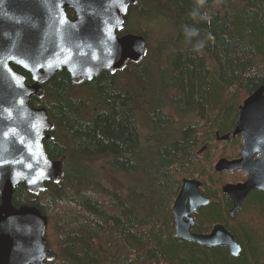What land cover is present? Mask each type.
I'll return each instance as SVG.
<instances>
[{"label":"trees","instance_id":"16d2710c","mask_svg":"<svg viewBox=\"0 0 264 264\" xmlns=\"http://www.w3.org/2000/svg\"><path fill=\"white\" fill-rule=\"evenodd\" d=\"M129 13L169 20L174 34L163 42L173 52L164 57L163 50L153 69L146 54L92 80L75 83L62 69L44 82L31 104L48 109L47 151L63 159L65 174L39 194L19 184L14 205L35 204L47 216V264H264L260 223L241 219L251 206L264 212V192H252L235 216L227 214L226 193L199 209L198 228L232 218L237 256L171 233L183 175L206 170L212 145L236 143L224 135L232 134L242 101L264 85V0H136ZM126 20L120 35L147 37ZM87 161L97 163L98 175ZM201 181L211 198L213 186Z\"/></svg>","mask_w":264,"mask_h":264},{"label":"water","instance_id":"95a60500","mask_svg":"<svg viewBox=\"0 0 264 264\" xmlns=\"http://www.w3.org/2000/svg\"><path fill=\"white\" fill-rule=\"evenodd\" d=\"M135 1L0 0V264H47L53 258L45 237L47 216L35 204L13 203L19 184L39 194L65 174L63 159L47 151L53 127L48 109L32 105V97L42 96L43 83L62 69L80 83L123 69L128 60H141L147 50L144 34L118 33ZM14 65L29 72L32 82ZM239 111L232 135L242 133V155L220 157L215 165L218 171L243 169L249 175L222 186L234 203L232 213L252 189L264 188V156L253 157L264 142V85L244 99ZM201 185L198 178H183L172 207L175 237L228 246L232 255H239L242 247L224 225H214L209 233L191 231V212L210 202Z\"/></svg>","mask_w":264,"mask_h":264},{"label":"rangeland","instance_id":"374dc122","mask_svg":"<svg viewBox=\"0 0 264 264\" xmlns=\"http://www.w3.org/2000/svg\"><path fill=\"white\" fill-rule=\"evenodd\" d=\"M126 26H127V29H129V30L143 29L146 31L147 37L146 36L145 37H146V41H147V48H146L147 50H146L145 55L147 54V56L150 59H152V61H151L152 66L150 65L152 69L155 68V67H153V66H155V63L156 64L158 63L156 58L158 55H161L163 53V50L167 49L163 53L164 57H168L173 52L171 47L167 46V43L163 42L164 39H167L169 36L174 34V31L172 30V25H171L170 21L167 20L166 18H164L163 16H161V15L157 16L156 15V16H152V17L151 16H149V17H146V16L138 17L136 14L128 12V18L126 20ZM117 70H121V69H117ZM152 73L154 74V72H152ZM86 92H88V91H86ZM185 120H186V118H185ZM178 121L180 122L179 119H178ZM67 143H69V142H67ZM228 145H230L231 151L227 150V142L226 143H220V144L218 143V145H216V146L212 145L211 150L209 151L210 152L209 153L210 160L205 161V164L207 166L206 170H204L203 172L195 171L193 173V175L186 174V175H183V177H182V180L184 177L198 178L199 174H200L201 175L200 177L202 180H204L205 182L208 181L213 186V188L208 190V186L205 185L206 189L213 196V197L211 196V198L209 197L210 202L213 200H218L221 197H223L222 193H224V192H222L221 189H222V186L224 184L221 185L220 180L225 181V183H226L227 181H235V180L241 179L243 177V174L241 172H239L238 170H235V171H232L231 173H229L226 169L220 173H217V170L214 167L216 165L218 158L221 155L224 156L221 153H224L226 157H227V152L228 153L230 152L231 155L235 154L234 143H228ZM208 163H210V164H208ZM97 166H98L97 163L87 161V167L92 168V169L87 168L90 171L89 173L94 174V175L95 174L98 175V172L95 171ZM200 177L198 179H200ZM104 179L105 180H103L101 182L103 184V186L104 187L107 186L109 189H113L112 187H114V185L111 186L112 184L110 183V181L107 180V178H104ZM216 180H218V181L216 182ZM129 184H130V186H133L132 181H130ZM115 188H118V184L115 185ZM220 190H221V192H220ZM241 219L245 223L247 222L248 219L251 220L253 223H260L262 230L257 231L255 233V235L258 236L260 238V240H262L264 242V229H263V227H264V212L262 210H260L259 208L251 206L248 211H244V213L241 215ZM171 233L173 235V233H174L173 229H171Z\"/></svg>","mask_w":264,"mask_h":264},{"label":"flooded vegetation","instance_id":"af4514ba","mask_svg":"<svg viewBox=\"0 0 264 264\" xmlns=\"http://www.w3.org/2000/svg\"><path fill=\"white\" fill-rule=\"evenodd\" d=\"M130 9V8H129ZM71 17L73 18V17H75V11H74V14H72L71 15ZM125 20H126V17H125ZM124 23H125V21H124ZM244 101V100H243ZM243 101H242V103H243ZM241 103V104H242ZM238 110H239V108H238ZM239 114H240V111H238V115H237V118L235 119V122H234V126H233V129H232V131H231V133L233 132V130H234V128H235V126H236V122H237V120H238V118H239ZM50 117V116H49ZM49 132H50V130H49ZM51 134V133H50ZM231 135V137L233 136L232 134H230ZM51 137H52V135H51ZM50 137V138H51ZM49 138V139H50ZM228 138V137H227ZM233 139H234V141L236 142L234 145H235V154L234 155H231V153L229 152H227V158H229V159H234V158H239V157H241V155H242V153H241V149H242V145H243V141H242V133L240 132V133H238L237 135H235V136H233L232 137ZM258 147H259V150L254 154V158H258V157H260V156H264V142H259V144H258ZM208 148V144L207 143H205L204 145H203V147H201V151L203 152L205 149H207ZM227 150H230L231 151V148H230V145H228L227 144ZM200 151V152H201ZM220 157H223V156H220ZM219 157V158H220ZM218 158V159H219ZM218 161V160H217ZM215 167V166H214ZM224 170H226V169H224ZM224 170H221V171H218L217 170V173H220V172H222V171H224ZM227 171L229 172V173H231L232 171H230L229 169H227ZM238 171L239 172H241L242 174H243V177L241 178V179H237V180H235V181H227V182H234V183H236V182H240V181H245V180H247L248 179V177H249V175L243 170V169H238ZM202 185H203V183H202ZM201 185V186H202ZM201 186H200V188H201ZM255 191H259V192H264V188H260V189H252L250 192H249V194L247 195V197H246V200H247V198L249 197V195L252 193V192H255ZM177 196V195H176ZM176 198V197H175ZM175 200V199H174ZM245 202V201H244ZM173 204H174V202H173ZM244 204V203H243ZM243 204H242V206H241V208L239 209V210H237L235 213H232V211H231V208L233 207V205H234V203H233V201H232V199L230 198V196H229V194H227V214H228V216L229 217H231V216H235L236 214H238L239 213V211H241L242 210V207H243ZM203 205H201V206H199L196 210H194L193 212H191V215H192V217H193V223L191 224V231H193V232H195V233H209L211 230H212V228L214 227V225L215 224H218V223H220V224H222V225H224V227L225 228H227V230L228 231H230L233 235H234V233L232 232V230L230 229L231 227V225L232 224H234V222L232 221V218H228L227 217V223H225V222H222V221H217V222H215L213 225H212V227H210V228H198V217H197V214L199 213V209L202 207ZM173 207V206H172ZM173 229H174V233H175V217H174V227H173ZM234 237H235V235H234ZM179 239H181V238H179ZM236 239V238H235ZM182 240H187V239H182ZM237 240V239H236ZM225 247V246H224ZM227 248L229 249V247L227 246ZM230 251V250H229Z\"/></svg>","mask_w":264,"mask_h":264},{"label":"bare ground","instance_id":"6f19581e","mask_svg":"<svg viewBox=\"0 0 264 264\" xmlns=\"http://www.w3.org/2000/svg\"><path fill=\"white\" fill-rule=\"evenodd\" d=\"M189 241H191V240H189ZM195 242V241H194Z\"/></svg>","mask_w":264,"mask_h":264}]
</instances>
